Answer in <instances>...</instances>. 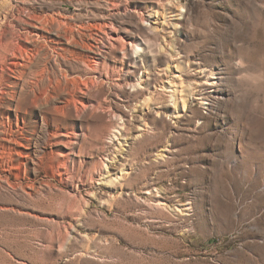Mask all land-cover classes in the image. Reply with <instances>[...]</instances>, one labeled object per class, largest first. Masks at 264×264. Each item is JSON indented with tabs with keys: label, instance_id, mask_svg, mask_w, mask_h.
I'll use <instances>...</instances> for the list:
<instances>
[{
	"label": "rangeland",
	"instance_id": "rangeland-1",
	"mask_svg": "<svg viewBox=\"0 0 264 264\" xmlns=\"http://www.w3.org/2000/svg\"><path fill=\"white\" fill-rule=\"evenodd\" d=\"M6 201L0 264H264V0H0Z\"/></svg>",
	"mask_w": 264,
	"mask_h": 264
},
{
	"label": "bare ground",
	"instance_id": "bare-ground-1",
	"mask_svg": "<svg viewBox=\"0 0 264 264\" xmlns=\"http://www.w3.org/2000/svg\"><path fill=\"white\" fill-rule=\"evenodd\" d=\"M18 48V47H17ZM23 48V47H22ZM22 48H19L21 51H27V48H23V50H22ZM16 51V50H15ZM9 54H10V52H9ZM5 56V55H4ZM23 55L22 54H19V52L17 51L16 53H12V54H10V56L8 57L9 59H8V61H9V63L11 64V66H13V70H15V69H17L18 67H22L23 66V64H22V60H25V59H23V57H22ZM6 57V56H5ZM4 57V58H5ZM25 58V57H24ZM3 61H5V60H3ZM5 62H7V61H5ZM55 62V61H54ZM10 67V66H9ZM56 68V67H55ZM19 69H21V68H19ZM18 69V70H19ZM22 71V70H21ZM66 77V76H65ZM9 78V77H8ZM25 78H26V71H23V72H21V73H19V77L18 78H16V79H14L13 80V86H15L16 88H20L21 89V84L24 86V87H28V85H27V82L26 81H24L25 80ZM48 79L49 78H47V79H45V80H42V82H43V87H45L47 84H48ZM61 79V78H60ZM12 81V80H11ZM61 81V80H60ZM64 81H65V79H64ZM63 82V81H62ZM60 83V82H59ZM14 88V87H13ZM19 90V89H18ZM22 91H24V90H28V89H26V88H24V89H21ZM20 90V91H21ZM41 91V90H40ZM38 89L36 90V89H32L31 91H30V94H31V96L37 101V102H41L40 100H42L41 99V92H40ZM33 99V100H34ZM36 102V103H37ZM43 104V103H42ZM34 105V104H33ZM37 105H38V103H37ZM37 105H35V106H37ZM38 106H40V105H38ZM48 127H49V124L47 123V121L45 122L44 120H43V117H41V131H43V132H46L47 131V129H48ZM58 135V134H57ZM60 141V140H59ZM58 141V142H59ZM62 141V140H61ZM63 142V141H62ZM61 143V142H60ZM18 145V144H17ZM19 155H21V154H19ZM59 156V155H58ZM19 157V156H18ZM17 157V158H18ZM22 157H23V154H22ZM25 157V156H24ZM57 157V156H56ZM55 157V159H54V163L56 162V160H57V158ZM28 158H29V160L26 162L28 165H29V169H30V171L35 175L37 172H38V165H39V161H38V158L37 157H35V156H28ZM17 161H19V160H17ZM53 162V161H52ZM14 163V162H13ZM24 163H25V161H24ZM53 164V163H52ZM51 164V165H52ZM13 165V164H12ZM19 165V164H18ZM17 165V166H18ZM13 166H16V164L15 165H13ZM21 166V165H20ZM19 167V166H18ZM13 168H15V167H13ZM50 168H51V166H50ZM53 168V167H52ZM57 168V167H56ZM56 168H54V169H56ZM53 170V169H52ZM6 183H9L8 181L6 182ZM29 195H31V193H28V192H26L25 190L24 191H21V196H29ZM10 203H8L7 201H6V203L5 202H3V203H0V211H14L15 210V207L13 206V204L11 203V201H9ZM156 202H157V200H156ZM157 204H159V203H157Z\"/></svg>",
	"mask_w": 264,
	"mask_h": 264
}]
</instances>
